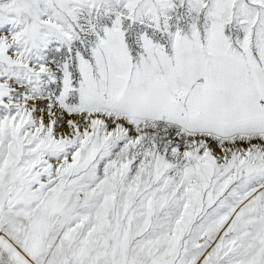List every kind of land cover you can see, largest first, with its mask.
Segmentation results:
<instances>
[{"label": "snow or ice", "instance_id": "snow-or-ice-1", "mask_svg": "<svg viewBox=\"0 0 264 264\" xmlns=\"http://www.w3.org/2000/svg\"><path fill=\"white\" fill-rule=\"evenodd\" d=\"M0 264H264V0H0Z\"/></svg>", "mask_w": 264, "mask_h": 264}]
</instances>
